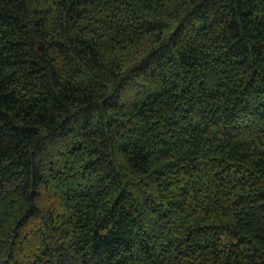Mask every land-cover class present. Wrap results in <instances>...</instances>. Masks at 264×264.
Listing matches in <instances>:
<instances>
[{"label": "trees", "instance_id": "1", "mask_svg": "<svg viewBox=\"0 0 264 264\" xmlns=\"http://www.w3.org/2000/svg\"><path fill=\"white\" fill-rule=\"evenodd\" d=\"M0 264H264V0H0Z\"/></svg>", "mask_w": 264, "mask_h": 264}]
</instances>
